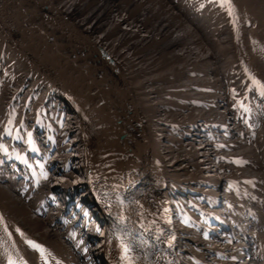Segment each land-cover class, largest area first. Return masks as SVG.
I'll return each instance as SVG.
<instances>
[{"label":"bare ground","instance_id":"bare-ground-1","mask_svg":"<svg viewBox=\"0 0 264 264\" xmlns=\"http://www.w3.org/2000/svg\"><path fill=\"white\" fill-rule=\"evenodd\" d=\"M7 1L11 5H18L17 0ZM120 1L121 0H48L51 6L40 5L38 10L30 9L29 11L34 13V19H45L47 24L54 22L57 18H60L62 14H69L73 23H69L68 31L65 33L67 37L71 38L72 36H77L79 33H87L98 44L103 45L104 48H109L113 44L112 51L120 61L121 75L113 77L109 82L110 88L108 91L112 95L110 103L99 105L97 99L94 98L99 96L98 93L94 96L86 95L81 97V101L85 106L91 105L86 112L87 115L90 114V119L92 116L93 118L97 116L98 123L96 125L100 126V131H102L103 128L107 129L105 133L101 132L96 141V153L100 150L111 148H107V146L112 145L114 141V139L111 138L109 130H112L115 135L118 129L121 131V127H124V133L128 135L130 131L131 134V130L127 124L107 122L108 117H104L107 114H114V111L108 112V108H113V110L119 108V113L125 112L126 102L131 107V111L127 114L125 120L134 119L136 121V127L132 130V135L135 136V139L131 136V143L135 146V153L145 156V160H147L155 155L154 151L159 148L157 140L153 136V133L157 132L155 127L151 125V120L156 122L159 120L161 97L159 95L160 89L156 86V83L164 81L165 74H159L158 77L152 78L146 76L147 80L143 82L146 79L144 78L141 83L147 82L145 85L147 91L154 97L157 103L155 107L149 109V118L145 117L144 114L147 113L141 108V95L137 93L139 92V90H137V84H130L126 79L138 75L145 76V74L149 72L146 71V67L153 70L155 66L154 63L157 59L162 62L161 67H169V64H173L176 61L181 62L179 66L167 68L166 72H162L167 74V72L172 73L179 69L187 61L198 62L206 60L216 62L217 59L222 56L226 62L229 53H231L234 58L236 52L238 53L239 50L245 52L246 48L245 46L236 48L233 42L230 43L232 40L229 32L227 31L228 33L223 34V31H221L219 35L221 38L220 40L227 43L223 45L221 52L218 51V43L213 42L216 41V39L212 38L211 40V38L207 36L206 39L211 42V45L207 47V49L199 53H193L194 51L190 49L188 53L187 48L192 47L195 42L199 41L201 32L192 25H186L184 20L181 19L182 17L170 11L166 5L164 8L162 2L171 3V0H133L132 2H126L124 4H120ZM55 4H59L60 7ZM169 6V8H173L172 5ZM9 21L10 19L5 17V15L1 16V22L3 24H8ZM200 21V24H202L204 18H200ZM36 33L37 32H35V35H38ZM53 36L57 37L56 35ZM112 37L115 39L113 40ZM8 42L19 54L32 60L35 73L36 71L42 72L46 74L49 79L59 83H64L68 80L64 70H60L57 72L56 76H53V74L47 73L44 69H55L64 65H72L70 62L61 63L57 60L44 58V52L57 51L63 48L62 44L52 45L48 43L39 46L34 39L26 35L22 30H12L9 28L0 29V45ZM119 48H121V51H118ZM243 56L244 60H239L242 66L248 61L245 57L246 55L243 54ZM234 60L235 63L237 59L234 58ZM135 67L136 69L134 70ZM226 68L227 67L223 68L221 71ZM239 76L242 78L241 74ZM102 98H104L103 95L99 99ZM121 136L127 139L125 135L122 134ZM259 148H262V146L259 145L255 150ZM196 151H200V154H204L207 148L206 146L198 145ZM166 155L169 161L176 162L172 153L167 151ZM65 181L75 187L82 183L80 180L74 181L72 176L67 180H58L60 183ZM55 185L56 182H52V188ZM19 208L25 209L27 205L13 196L11 206L13 217H20L22 221L32 227L33 231L35 233L37 232V235L44 240H49L51 237L57 238L60 231L59 229L51 227V225L46 224L42 218L36 217L33 214L25 213L24 217L21 216L23 211ZM19 223L23 224V222ZM49 243L60 253L69 252L68 247L56 239L49 240ZM91 250L94 251L95 248ZM262 263L264 264V259H262Z\"/></svg>","mask_w":264,"mask_h":264},{"label":"rangeland","instance_id":"rangeland-1","mask_svg":"<svg viewBox=\"0 0 264 264\" xmlns=\"http://www.w3.org/2000/svg\"><path fill=\"white\" fill-rule=\"evenodd\" d=\"M239 2V1H238ZM245 3H246V5H247V7H249L250 6V3L248 2V0L247 1H245ZM254 3L257 5L256 7L258 8V9H260V10H262V11H264V0H254ZM33 18H34V15L32 16ZM200 31V30H199ZM221 31H223L222 33L224 34V33H228L227 31V29L226 28H214L213 30H212V32L211 33H208V35H207V33H205V32H201V34L199 35V37H200V39L201 40H199V41H197V42H195L194 44H193V46L192 47H189V48H187V52L189 53L190 52V49L192 50V51H194L193 53H199V52H201V51H203V50H205V49H207V47H209L210 45H211V42L210 41H208L206 38H207V36H209L210 38H211V40H212V38L213 39H216V41H213V42H215V43H218V51L219 52H221V48H223V45H225V44H227V43H225V42H222L220 39V37H219V35H220V32ZM215 32H218V34L217 35H215ZM112 39L114 40L115 38L114 37H112ZM202 41H204V42H202ZM8 44H10L9 42H8ZM123 45V44H122ZM228 45H230V44H228ZM10 46H11V44H10ZM12 48H13V46H11ZM14 49V48H13ZM109 49H112L113 50V44H112V46H110L109 47ZM16 52H15V51ZM13 51L15 52V53H18V51L16 50V49H14ZM118 51H121V48H119L118 49ZM246 57V59H248L247 58V56H245ZM183 59V58H182ZM234 58L232 57V55H231V53H229V55H228V58H227V63L229 64V65H233L234 64ZM228 64H227V66H228ZM154 68H153V70H151V68H149V67H146V71H149L148 73H146L145 74V76L144 75H138V76H134V77H129L128 79H126L127 81H129L130 82V84H137V90H139V92H137L138 94H140L141 95V108H142V110L143 111H145V113H147V114H144L145 115V117H147V118H149V109H151V108H153V107H155L156 106V102H155V100H154V97L150 94V93H148V91H147V87L144 85V84H147V82L146 83H144V84H141L142 83V81H143V79L144 78H146V76L147 77H149L150 75H152V74H154V73H158V72H163V71H165L168 67H161V65H162V62H160L159 61V59H157L156 61H155V63H154ZM226 66V67H227ZM160 67V68H159ZM136 69V67L134 68V70ZM129 70V69H128ZM159 75H157V76H152V77H158ZM152 77H150V78H152ZM133 86V85H132ZM88 116H90V114L88 115ZM156 117V116H155ZM91 120H93L96 124L98 123V118H97V116L96 117H94L93 118V116L91 117ZM151 122H152V124L151 125H153L154 127H155V130L157 129V130H159L158 129V126H157V122L156 121H154V120H151ZM105 130H107V129H105V128H103V130L102 131H99V134H101V132H104L105 133ZM109 133L111 134V138H113V136H114V132L112 131V130H109ZM100 136V135H99ZM98 139V138H97ZM97 141V140H96ZM113 143H114V141H113Z\"/></svg>","mask_w":264,"mask_h":264}]
</instances>
